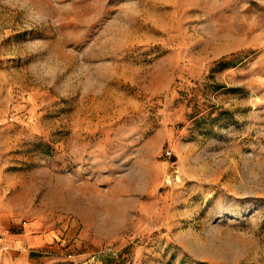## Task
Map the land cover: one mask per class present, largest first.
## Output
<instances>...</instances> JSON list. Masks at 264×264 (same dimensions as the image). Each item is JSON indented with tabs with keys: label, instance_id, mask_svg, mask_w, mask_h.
Returning <instances> with one entry per match:
<instances>
[{
	"label": "rangeland",
	"instance_id": "rangeland-1",
	"mask_svg": "<svg viewBox=\"0 0 264 264\" xmlns=\"http://www.w3.org/2000/svg\"><path fill=\"white\" fill-rule=\"evenodd\" d=\"M0 264H264V0H0Z\"/></svg>",
	"mask_w": 264,
	"mask_h": 264
},
{
	"label": "built area",
	"instance_id": "built-area-1",
	"mask_svg": "<svg viewBox=\"0 0 264 264\" xmlns=\"http://www.w3.org/2000/svg\"><path fill=\"white\" fill-rule=\"evenodd\" d=\"M166 154L169 155L170 153H167V152H166Z\"/></svg>",
	"mask_w": 264,
	"mask_h": 264
}]
</instances>
